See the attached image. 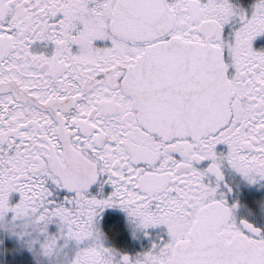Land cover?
I'll return each mask as SVG.
<instances>
[{"label":"snow or ice","instance_id":"obj_1","mask_svg":"<svg viewBox=\"0 0 264 264\" xmlns=\"http://www.w3.org/2000/svg\"><path fill=\"white\" fill-rule=\"evenodd\" d=\"M0 264H264V0H0Z\"/></svg>","mask_w":264,"mask_h":264}]
</instances>
